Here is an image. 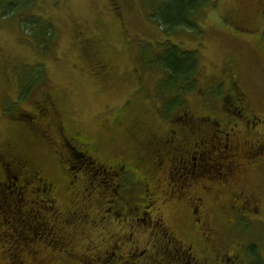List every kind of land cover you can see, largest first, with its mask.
<instances>
[{"label": "rangeland", "instance_id": "obj_1", "mask_svg": "<svg viewBox=\"0 0 264 264\" xmlns=\"http://www.w3.org/2000/svg\"><path fill=\"white\" fill-rule=\"evenodd\" d=\"M152 1L36 0L31 10L34 17L39 15L52 24L48 26L52 42L46 48L42 46L43 49L38 46L40 41L36 33L27 34V27L20 23L18 17L0 19V142L6 138L10 145L27 149L26 157L35 165L34 168L40 169L41 176L52 181L59 192L56 199L58 216L69 218L72 222L66 229L59 226L58 233L61 236L66 230L63 235L67 234V241L70 233L71 239L77 238L74 246L68 244L61 247L59 242H65L60 237L57 245L38 246L36 253L30 255L23 252L19 255L13 244L0 238V264H6L8 259H13V264H36L37 260L30 257H38L37 264H114L117 254L112 251L117 245L124 246L123 250L127 251L130 243L142 244L150 251L151 244H154L150 231L136 233L132 237L126 235L124 242L119 241L123 232H132L136 225L144 229L146 222H135L133 228H129L130 220L121 223L118 218L112 219L113 223L97 227L93 226L91 215L90 219H83L80 215L81 220H76L72 219L74 215L67 213V202L71 196L70 191L64 188L66 176L55 157L56 147L55 143L52 144L55 136L45 127L49 115L39 118L41 111L49 113L46 109L52 107L64 125L63 135L66 138L76 137L84 141L102 164L112 166L122 163L127 169H134L126 174L122 184L123 204H128V207L140 204L145 182L151 189L157 181L162 182L153 197L155 202L152 206L155 207L151 215L160 213L165 226L169 224L177 236L173 241L160 232L156 244L172 250L174 245H181L179 241L189 244L197 239L202 225L197 221L190 224L189 218H184L186 212L182 211L184 205L187 208L198 206V215L211 223L218 232L217 237L229 245L227 251L237 255L236 262L264 264V0H216L214 8L203 7L196 18L193 17V29L179 28L169 37L150 18ZM172 41L182 51H196L199 70L195 89L186 94L187 105L184 108L175 107L170 113L173 117L170 122L163 116L164 106L174 96L181 100L180 94L163 91L162 100L156 90L165 79L164 70L158 67L160 65L154 67L153 63H145L159 57L166 44L171 45ZM227 67L237 74L248 94V110L260 120L254 133L248 134L244 119L239 118L236 130L230 131L231 139L238 136L242 143L245 169H242L241 176L244 180L238 178L240 174L237 172L229 176L228 185L201 178L202 183H208L207 192H202L200 186L195 189L202 197V205L195 200L197 196L192 192L186 191L181 200L177 196H163L162 190L167 183L163 179H167V174L164 167L158 168L149 161L154 153L151 141H155L158 135L163 136L166 128L176 121L191 118V115L185 116L184 109L194 116L204 115L207 89L208 102L212 107L209 113L222 120L224 113L221 101L216 100L219 96L216 89L220 88L219 82L223 84L227 81ZM30 79V90L17 103L20 87H24ZM22 113L35 115L29 120L32 127L23 124L25 121L19 118ZM6 149L0 147V151ZM161 153L164 154V150ZM257 156L262 160L256 159ZM109 166L108 170H114ZM89 180L96 190L101 191L100 196L107 195L105 184L98 183L101 176L95 172L89 173V176L80 174L76 184L87 187ZM225 188L234 192L240 188L246 195L249 193L258 199V208L249 211L250 217L239 218L232 241L229 234L223 231V219H228L229 214L218 211L219 205L224 208L231 195L225 192ZM31 197L34 198L31 207L40 209L39 199ZM20 208L12 209L18 220L27 226L47 225L43 216L46 208H41V214L33 222ZM105 208L109 207L102 203L101 214L107 212ZM89 213L92 211L89 210ZM107 222L108 219L102 221ZM7 225H11L10 220L2 218L0 232L3 228L7 229ZM34 232L36 237L42 234L36 228ZM244 243L245 252L241 248ZM197 249L212 253L209 246ZM141 261L139 258L137 264ZM124 262L122 259L120 264Z\"/></svg>", "mask_w": 264, "mask_h": 264}, {"label": "flooded vegetation", "instance_id": "obj_2", "mask_svg": "<svg viewBox=\"0 0 264 264\" xmlns=\"http://www.w3.org/2000/svg\"><path fill=\"white\" fill-rule=\"evenodd\" d=\"M232 77L237 78V74H234ZM232 86L233 91L236 94L235 101L237 105V116L239 118L241 117L242 120L244 119V123L247 126V133H254L253 130L255 131L258 124H260V120L256 114L248 110V94L241 86L240 80L237 85ZM204 102L205 113L204 115L198 116L199 118L196 119V123H199V125L190 130L195 143L185 145L182 150L179 149L176 151V154L172 158L170 151L165 152L164 154L167 155V159L171 158L169 165H164V171L167 174V179H163V181L167 182L164 186L168 188V191L171 186L176 187L177 190L175 193H172L171 191L168 192L164 189L162 190L163 196H177L178 200H181V195L186 191L187 193L192 192L197 196L195 200L199 205H202V197L198 196L195 189L200 186L202 192L208 191V183H202L201 178H205V180L211 183L213 181L219 184L223 183V185H228L229 176H232L237 172L240 174L238 175V178L242 179V169H245L240 138L236 136V138L232 140L230 138V133H225L218 128L212 129V126H214L215 123L218 124V122H214L211 118V113L208 112V89L206 90V99ZM231 107L234 106L231 105ZM54 113H56V109L53 107L51 113H44L41 111L39 118H43L46 116L45 114H48L49 120L45 127L51 134H56V136L54 135V142L52 143H55L54 145L56 147L54 153L61 170L66 176V185H64V188L70 191L69 196H71L67 202L69 206L67 213L74 215V218L72 219L76 220H81V216L83 219L84 217L90 219L91 215L93 226L113 223L112 219L116 220L117 218H120L121 223L130 220L131 224L129 225V228H133V223L135 222H146L147 226L144 229H139L136 225L132 229V232H123L124 234L119 238L120 242H124L123 237L126 235L132 237L136 233L143 234L148 231L151 233V239L154 241V244H151L150 251H148V248L147 250L144 249L140 242V245H138L139 247L130 243L131 246L129 245L130 248L127 251L123 250L125 247H122L119 244V246L117 245L116 250L112 251V253L117 254L114 264H120L122 259L125 260L124 264H137L139 258L142 260L141 264H240L235 261L237 255L233 253V251H227L229 245L217 237L218 232L215 231L212 224H209L206 220H202L201 215H198V206L187 208V206L184 205V210L182 211L186 212L188 215L185 214L184 218H189L190 224H195L197 221L199 225H202L201 230L197 232V239L189 242V244L179 241L181 245L179 247L174 245L172 250L167 246L156 244V238L160 232L167 234L171 240H173L174 236H177V233L169 224L167 227L165 226V221L161 218L160 213L151 215L153 208L155 207L152 206L155 202L153 197L156 195L157 188L162 182L157 181L154 184L153 189L156 191H153L150 187L148 188V184L145 182V196L143 195L140 197L141 203L130 206L132 207L131 210L128 209L125 212L118 211L115 203L117 196L121 193V182L125 180L126 174L134 169H127L122 163L112 166L102 164L97 159L96 154L93 153L94 150L89 145H87L86 148V144H84L82 140H76L79 142L81 149L78 145L73 146L70 140L63 135L64 127L60 120L56 119L57 117L54 116ZM33 116L35 117V115ZM33 116H31V118H33ZM231 123L233 124L234 122ZM234 130H236V124L234 125L233 130L230 131ZM1 160L2 159H0V177L2 178V180H0V209L3 208V210L8 213L13 207L21 206L20 209L24 208L26 205L30 207L31 200L29 198H25L24 196L21 197V199H25L23 200L25 202L24 204L21 203L22 200H19L21 195L26 194L24 193L26 191L30 193V196L39 199L40 205H43L41 208H46V211L43 212V216L47 223V225L45 223H38L34 227L29 226L27 231L32 232L31 234L33 237H35L34 228L42 232V236L39 238L45 240L46 246H50V244L57 245L60 237L65 242L64 244L59 242L61 247H65L64 245L68 244L74 246V243L77 242V238H75V240L71 239V233L68 237L70 238L69 241L66 239L67 234L63 235L64 233H67L66 230L61 236L58 233L59 226L66 229L67 227H70L72 222H70L69 218L58 216L59 210L56 209V199L59 192L54 183L44 179L41 176L40 169H36L31 175H29V171L26 170L24 163L13 160L10 164H7L6 161L3 162ZM217 165H220L221 168L219 169ZM107 166L114 170H108ZM92 172L101 176V180L98 183L105 184L107 191H109L107 194H111L110 191L112 190L114 192L112 196L106 194L100 196L102 195L101 191L99 189L96 190V186H92L91 180L88 181L90 185H86L87 187H80L81 185L79 186L76 184L77 177L80 176V174L89 176V173ZM24 173H26V175ZM170 178H173L171 179V183L169 182ZM115 179H117L116 182H114ZM242 180H244V177ZM236 186L243 189L237 183ZM240 188H235L236 192L225 188L224 190L227 194L229 192L231 193L229 201L227 204H224V208L221 205H219L218 208L220 213L222 212L225 215L227 212L229 214L228 219H223V224L225 226L223 231L224 233L229 234L230 240L231 237L235 236L232 233L238 227L239 218H249L250 216L248 214L251 213L249 211H253L256 207L258 208L257 197L251 196L249 193L246 195L244 190H241ZM169 194L171 195L168 196ZM26 195L29 197L28 194ZM102 203L109 207L105 208L107 211L105 214H101L100 212ZM41 208L36 211L37 214H41ZM89 210L92 211L91 214L89 213ZM28 212L29 213L25 214L31 222L38 218V216L35 213L33 214L31 210ZM96 219L98 220L96 221ZM106 219H108V222L102 223V221ZM190 229L193 228L191 227ZM26 242L27 245H24L23 247L21 246L22 249L27 248V246L31 248L32 244H34L32 243L33 240L31 238L27 239ZM208 246L212 249V253L210 254H207V251L205 250L197 249V247L207 249ZM241 248L245 252V243ZM155 253L157 256H155ZM27 254L30 255V253ZM59 255H61V253ZM59 257L64 260L62 256ZM29 259L37 260V263L40 260L38 257H30Z\"/></svg>", "mask_w": 264, "mask_h": 264}, {"label": "trees", "instance_id": "obj_3", "mask_svg": "<svg viewBox=\"0 0 264 264\" xmlns=\"http://www.w3.org/2000/svg\"><path fill=\"white\" fill-rule=\"evenodd\" d=\"M36 0H0V19L8 17L17 18L20 20V23L24 24L29 35L36 33L37 39L40 41L38 46L41 48L42 46L46 48L49 43L52 42V33L48 32V26H52L46 19H42L41 16H36L38 18L34 17V14L31 12L33 7H35ZM216 5V0H153L151 3L152 11L150 13L151 20L160 28L162 33L166 36H172L177 29L187 27L190 29H193L195 27L194 23L192 22L193 17L197 16V12L200 11L203 7L208 6V8L212 7L214 8ZM202 13V10H201ZM31 25H35L34 27ZM264 38V32L263 36ZM36 40V38H35ZM37 41V40H36ZM38 42V41H37ZM43 49V48H41ZM158 57V56H157ZM154 60L149 59L146 62V65L148 63L155 64L154 67H157V65H160L158 67H161L164 74V81L162 83H159L158 88L156 90L158 96L162 98L163 91H171L173 93L180 94L181 100H177V97L174 96L169 102H166L163 110V116L165 120H169L170 122L173 121V117H171V111L175 109V107L184 108L185 104L188 102V99H186V94H190L196 87V82L198 78V70H199V59L197 56L196 51H182L177 45L171 42V45L166 44V48L162 49V54ZM152 60V61H151ZM41 67V66H39ZM226 75H227V81L225 83L221 84V82L218 83V86L220 88H217L216 91L218 92L217 99L218 101H221V109L223 110L224 116L222 120H219L217 117L211 116L212 120L214 122H218V124H214L212 126V129H221L225 133H230L231 138V132L230 130H233L234 125L237 122H233V117L238 118V113L236 110V94L233 91L232 85H237L239 79L238 76L232 77L234 74L231 67L226 68ZM32 78V77H31ZM30 82L32 83V79L30 81H27L24 83V87H20L19 89V96L17 103H20L21 97H24L27 95L28 91L30 89ZM28 84V85H27ZM27 85V86H26ZM156 88V86H155ZM215 91V92H216ZM205 101V100H204ZM14 104L15 107L16 104ZM187 105V104H186ZM233 105L234 107H231ZM236 105V106H235ZM205 107V102H204ZM211 104L208 102V112L211 110ZM53 109V107H52ZM52 109H46L51 113ZM192 112V111H191ZM227 112V113H226ZM45 113V112H44ZM185 116L191 115V118H184L182 120L175 119V124H172L166 128L164 131V135L160 136L158 135L155 141H151V144L153 146L152 150L154 151L152 159H149V161H152V165L157 166L158 168L164 167L166 164L169 165L171 158L176 154L175 152L179 149L182 150V148L185 145L195 143V140L193 139V136L190 132L191 129L196 128L199 123H196V119H198L199 115L194 116L191 113H189L188 110L184 109ZM33 113H27L26 115L24 113L20 114V119L24 120L26 124L25 126H28L29 128L32 127L31 121H29ZM54 116L57 117L58 115L54 113ZM210 116V115H209ZM16 117H14L15 119ZM218 119V120H214ZM60 120V119H58ZM61 122V121H60ZM62 123V122H61ZM231 124V125H230ZM63 125V123H62ZM64 127V125H63ZM210 130V129H209ZM212 131V130H210ZM56 136V134H54ZM59 135V134H58ZM59 140V138L57 137ZM46 141V139H44ZM47 142V141H46ZM85 144V142H83ZM0 147L7 148L6 150L0 151V159L1 161L5 162L7 164H10L13 160L20 161L24 163L26 170H28L29 175L32 174L36 169L34 168L35 165L32 164V162L26 157L27 149L23 148L20 149L19 146H12L10 145L9 141H7L6 138L1 140ZM164 150L165 152H169L171 154V158L167 159V155H164L161 153ZM10 151V153H9ZM4 152V153H3ZM255 155V153H253ZM260 156H257L256 159L262 160V158H259ZM26 159V160H25ZM162 162V163H161ZM257 165V164H253ZM255 169L257 167L254 166ZM26 175V173H24ZM0 180L2 178L0 177ZM1 182V181H0ZM164 190L168 191V188L165 187ZM177 190L176 187L171 186L169 188V191L172 193ZM106 192L107 189L105 190ZM168 191V192H169ZM29 195V197L26 194H23L20 196L19 200H22L21 203L24 204L25 202L21 199V197L29 198L31 200L30 204L33 203V199L30 196V193L24 192ZM111 194H107L109 196L113 195V191H110ZM169 194L168 196H170ZM122 198L117 196L116 198V206L117 210L121 212H125L126 210H130L131 207H128V204L122 202ZM40 202V201H39ZM134 205V204H133ZM132 205V206H133ZM43 206V205H42ZM40 205V207H42ZM131 206V205H130ZM7 208V207H6ZM25 213H29L28 211H32V213L39 216L40 214H37L33 207H28V205L24 206ZM125 210V211H122ZM14 210L10 209L7 212L5 210L0 209V222L1 219L8 218L10 220L11 225H7V229L3 228V230L0 232V238L1 240L9 241V243L14 244L13 248L17 253L23 252V253H36V247L34 244H32V247L30 248L27 246L25 249H21V246L27 245L26 240L31 238L33 240L32 243H35L36 238L32 236V232L27 231L29 226L24 224L22 220H18L19 217H17L14 214ZM27 231V232H26ZM29 250V251H28ZM252 259V258H251ZM253 260V259H252ZM6 264H13L14 260H6ZM19 264H24L22 262H19Z\"/></svg>", "mask_w": 264, "mask_h": 264}]
</instances>
